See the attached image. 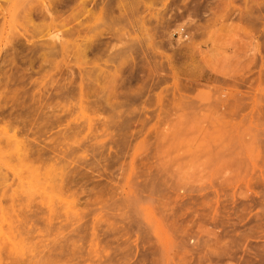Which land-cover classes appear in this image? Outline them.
Returning a JSON list of instances; mask_svg holds the SVG:
<instances>
[{
    "label": "rangeland",
    "instance_id": "374dc122",
    "mask_svg": "<svg viewBox=\"0 0 264 264\" xmlns=\"http://www.w3.org/2000/svg\"><path fill=\"white\" fill-rule=\"evenodd\" d=\"M43 1L0 0V264H264V0Z\"/></svg>",
    "mask_w": 264,
    "mask_h": 264
},
{
    "label": "bare ground",
    "instance_id": "6f19581e",
    "mask_svg": "<svg viewBox=\"0 0 264 264\" xmlns=\"http://www.w3.org/2000/svg\"><path fill=\"white\" fill-rule=\"evenodd\" d=\"M54 1H56V0H54ZM57 1H59V0H57ZM77 1H78V0H77ZM109 1H110V0H109ZM6 2H7V1H6ZM52 2H53V0H52ZM63 2H64V1H63ZM74 2H75V1H74ZM93 2H94V1H93ZM1 3H2V2H1ZM1 3H0V4H1ZM17 3H18V2H17ZM35 3H38V4H39L40 2H39V0H21V5L23 6V10H22V11L27 10V6H28V5L33 6ZM49 3H50V2H48V4H47L46 2H44V1L42 2V0H41V4H40V6H39V5L37 6V9H36V10H39L38 7H41V6H42V7H43V10H44V9L47 10L48 13L51 12L50 10H52V8L50 9V7L53 5V3L50 4V5H51L50 7L48 6ZM58 3H59V2H58ZM79 3H80V2H79ZM79 3H78V4H79ZM83 3H85V2H83ZM99 3H100V2H99ZM94 4H95V3H94ZM128 4H129V3H128ZM132 4H133V3H132ZM61 5H62V4H61ZM61 5H60V6H61ZM65 5H66V4H65ZM97 5H98V4H97ZM0 6H1V5H0ZM54 6H55V5H54ZM63 6H64V5H63ZM66 6H67V5H66ZM80 6H81V5H80ZM135 6H136V5H135ZM58 7H59V6H58ZM28 8H29V7H28ZM34 8H35V7H34ZM96 9H97V8H96ZM0 10H1V7H0ZM36 10H35V11H36ZM41 10H42V9H41ZM41 10H39V11H41ZM43 10H42V11H43ZM33 11H34V9H33ZM114 11H115V10H114ZM0 12H2V11H0ZM27 12H28V11H27ZM31 12H32V11H30V13H31ZM36 12H37V14L39 13L38 11H36ZM36 12H34L35 15H36ZM45 12H46V11H45ZM97 12H98V11H97ZM17 13H18V12H17ZM32 13H33V12H32ZM104 13H105V12H104ZM28 14H29V13H27L26 15H28ZM34 14H33V15H34ZM39 14H43V13H39ZM50 14H53V13H50ZM29 15H30V14H29ZM29 15H28V17H29ZM43 15H45V13H44ZM43 15H42V16H43ZM46 15L49 16L47 13H46ZM93 15H94V14H93ZM22 16H23V15H22ZM37 16H41V15H37ZM81 16H82V14H81ZM16 17H17V16H16ZM28 17L25 16V17H24V20H25L26 18H28ZM32 17H33V16H32ZM44 17H45V16H44ZM52 17H53V16L51 15V17H48V18H52ZM90 18H91V17H90ZM14 19H15V18H14ZM19 19L22 20L21 18H19ZM102 19H103V18H102ZM121 19H122V18H121ZM29 20L31 21L32 19H29ZM29 20H28V22H29ZM39 20H41V18H39ZM50 20H51V19H50ZM54 20H55V19H54ZM54 20H53V21H54ZM90 20L92 21V19H90ZM98 20H100V19H98ZM118 21H119V20H118ZM108 22H109V21H108ZM23 23H24V22H23ZM25 23H26V22H25ZM25 23H24L23 25H26ZM29 23H30V22H29ZM52 23H53V22H52ZM27 24H28V23H27ZM100 24H101V23H100ZM28 25H29V24H28ZM95 25H96V24H95ZM26 26H27V25H26ZM96 26H97V28H98V24H97ZM99 26H101V25H99ZM27 27H28V26H27ZM90 27H91V26H90ZM93 27H95V26H93ZM24 28H25V27H24ZM52 28H53V27H52ZM97 28H95V29H97ZM91 29H92V28H91ZM19 30H20V29H19ZM36 30H37V29H36ZM36 30H35V31H36ZM93 31H94V30H93ZM35 33L38 34L37 32H35ZM54 33H55V32H54ZM51 34H53V33H51ZM117 34H118V32H117ZM119 35H120V34H119ZM34 36H35V35H34ZM120 36H121V35H120ZM25 37H27V36H25ZM116 37H117V36H116ZM121 37H122V36H121ZM29 39H30V38H29ZM38 39H39V38H38ZM113 39H114V38H113ZM124 39H125V37H124ZM130 39H131V38H130ZM119 40H120V39H119ZM30 41H31V40H30ZM36 41H37V40H36ZM139 41H140V40H139ZM41 42H42V41H41ZM135 42H136V41H135ZM36 43H37V42H36ZM36 43H35V44H36ZM85 45H86V44H85ZM133 46H134V45H133ZM135 46H136V45H135ZM39 47H41V46H39ZM217 47H218V46H217ZM220 47H222V45H221ZM220 47H218L217 49L219 50ZM257 48H258V47H257ZM221 49H222L223 53L226 52V50L224 49V47L221 48ZM221 49H220V50H221ZM127 50H128V49H127ZM134 50H135V49H134ZM141 52H142V51H141ZM204 64H205V63H204ZM207 69H208V68H207ZM208 70H209V69H208ZM206 71H207V70H206ZM122 72H123V71H122ZM208 72H211V71H208ZM208 78L210 79V77H208ZM123 84H124V83H123ZM1 100H2V99H1ZM225 100H226V99H225ZM225 100H224V101H225ZM222 103H223V102H222ZM224 104H225V103H224ZM114 107H115V106H114ZM2 133H3V132H2ZM1 135H2V134H1ZM6 138H7V136H6ZM6 140H7V139H6ZM8 141H11V139L8 140ZM13 141H15L14 138H13ZM16 142H17V141H15L14 143H16ZM14 145H15V144H14ZM195 148H196V147H195ZM19 151H21V150H19ZM197 152H199V151H197ZM17 153H18V152H17ZM17 155H18V154H17ZM22 155H23V153H22ZM19 159H20V158H19ZM4 166H5V165H4ZM5 167H6V166H5ZM168 234H169V233H168ZM159 237H160L161 239H163V241H164V243H165V239H164V237H163L162 235H160V234H159ZM166 242H167V241H166Z\"/></svg>",
    "mask_w": 264,
    "mask_h": 264
}]
</instances>
